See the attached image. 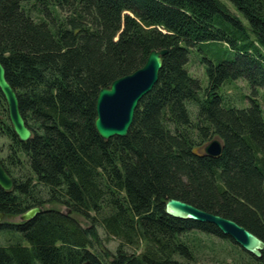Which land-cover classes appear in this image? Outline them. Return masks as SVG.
Masks as SVG:
<instances>
[{
  "label": "trees",
  "instance_id": "1",
  "mask_svg": "<svg viewBox=\"0 0 264 264\" xmlns=\"http://www.w3.org/2000/svg\"><path fill=\"white\" fill-rule=\"evenodd\" d=\"M228 1L246 24L221 0H0V61L32 135L18 139L1 93L0 132L53 199L92 223L46 209L0 224L18 236L0 245V264H102L88 249L98 220L121 240L107 264H186L197 233L227 236L212 223L167 214L168 198L230 218L264 241L263 110L256 98L237 107L221 93L239 78L264 89V0ZM214 41L234 56L204 59L202 86L186 64L191 49ZM163 48L158 80L127 134L102 138L94 125L99 89ZM214 137L222 150L211 156L203 147ZM29 185L0 188V212L20 215L37 204L26 203ZM138 243L137 254L123 249ZM250 258L264 264V248Z\"/></svg>",
  "mask_w": 264,
  "mask_h": 264
},
{
  "label": "rangeland",
  "instance_id": "2",
  "mask_svg": "<svg viewBox=\"0 0 264 264\" xmlns=\"http://www.w3.org/2000/svg\"><path fill=\"white\" fill-rule=\"evenodd\" d=\"M221 1L226 3L231 12L240 17L242 22L246 24V19L230 1ZM233 56L234 54L232 50L226 46V44L218 41L210 42L200 48L195 47L191 49L186 68L193 77L200 81L202 86H205L207 84V76L205 73V66L207 62L204 59H210L215 62L220 59L233 58ZM221 93L224 94V101L226 104L230 103L231 105L237 107L248 106L250 104V99L256 98L261 104L264 114V89L262 87L253 89L244 79L239 78L226 82L221 88ZM1 105L2 103H0V106ZM190 107L192 111L191 113L193 114V106L191 105ZM6 112H4V109L0 108V121H4ZM7 118L10 123L8 113ZM14 144V141H12L8 135L0 132V159H2L6 164L14 182L20 183L29 181V188H32L30 193L25 195L27 198L26 203H29V201L32 200L31 202L37 203L33 206H40L42 211L46 209H56L64 213H68L83 227L92 224L89 219L78 213L72 212L65 203L51 197L50 189L38 182L34 177L27 155L18 150ZM16 156L17 159H15ZM11 157H14V159ZM91 214L95 215L93 212H91ZM18 222H21L19 215L10 216L3 213L0 216V224L2 225L6 223ZM94 226L96 228L97 235L96 238L94 237L91 239L92 246L88 247V249L93 252V254L101 262H103L102 264H107V261H110L111 259V255L116 252L117 248L121 244V240L114 236H109L105 232L104 228L99 224V220L95 222ZM5 228L0 230V245H7L18 240V236L14 231H11L10 229L5 230ZM196 236L201 240L199 242V247L194 250L193 260L186 262V264H224L226 262L248 264L251 259L250 257L252 255L242 249L240 245L233 241V239L229 236L222 237L219 235H207L202 233H197ZM143 244L144 243L133 245L123 244V249L130 256L139 253L143 249ZM104 255L106 257H104Z\"/></svg>",
  "mask_w": 264,
  "mask_h": 264
},
{
  "label": "water",
  "instance_id": "3",
  "mask_svg": "<svg viewBox=\"0 0 264 264\" xmlns=\"http://www.w3.org/2000/svg\"><path fill=\"white\" fill-rule=\"evenodd\" d=\"M166 52L165 48L152 49L142 66L131 73L115 78L107 87L99 89L95 101L94 125L102 138L108 139L112 136L127 134L140 99L153 88L158 80L163 62L162 57ZM0 93L5 100L14 133L19 140H28L31 137V130L20 112L17 93L7 80L1 61ZM221 150L222 142L216 137L204 146V151L211 156L220 154ZM12 185V178L0 162V188L9 190ZM164 207L165 212L173 217L214 224L222 234L232 238L242 249L256 257L261 256L264 241L236 221L202 210L191 203L176 198H168ZM41 212V207L36 205L22 212L19 217L21 220L27 221ZM2 214L0 212V216Z\"/></svg>",
  "mask_w": 264,
  "mask_h": 264
},
{
  "label": "bare ground",
  "instance_id": "4",
  "mask_svg": "<svg viewBox=\"0 0 264 264\" xmlns=\"http://www.w3.org/2000/svg\"><path fill=\"white\" fill-rule=\"evenodd\" d=\"M6 109H7V107H6ZM12 128H13V127H12ZM31 135H32V132H31ZM112 137H113V136H112ZM110 138H111V137H110ZM214 138H215V137H214ZM216 138H217V137H216ZM212 139H213V138H212ZM212 139H211V140H212ZM211 140H209L208 142H210ZM208 142H207V143H208ZM207 143H206V144H207ZM206 144H205V145H206ZM205 145H204V146H205ZM203 149H204V147H203ZM205 153H206V152H205ZM208 155H209V154H208ZM2 166H3V165H2ZM5 170H6V169H5ZM6 172H7V171H6ZM7 173H8V172H7ZM8 174H9V173H8ZM9 176L11 177L10 174H9ZM11 178H12V177H11ZM12 180H13V178H12ZM13 184H14V180H13ZM12 187H13V185H12ZM12 187H11V188H12ZM9 190H10V189H9ZM176 199H178V198H176ZM32 207H33V206H32ZM164 209H165V207H164ZM2 213H3V212H2ZM20 220H21V219H20ZM22 221H23V220H22Z\"/></svg>",
  "mask_w": 264,
  "mask_h": 264
},
{
  "label": "flooded vegetation",
  "instance_id": "5",
  "mask_svg": "<svg viewBox=\"0 0 264 264\" xmlns=\"http://www.w3.org/2000/svg\"><path fill=\"white\" fill-rule=\"evenodd\" d=\"M12 177V176H11ZM13 178V177H12Z\"/></svg>",
  "mask_w": 264,
  "mask_h": 264
}]
</instances>
